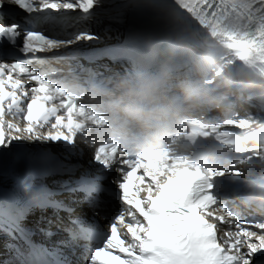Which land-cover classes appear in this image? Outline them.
I'll use <instances>...</instances> for the list:
<instances>
[{
	"label": "snow or ice",
	"instance_id": "1",
	"mask_svg": "<svg viewBox=\"0 0 264 264\" xmlns=\"http://www.w3.org/2000/svg\"><path fill=\"white\" fill-rule=\"evenodd\" d=\"M176 2L214 34L224 35L238 55H264V0ZM6 5L23 13L26 26L3 15ZM102 9L104 0H0V45H10L34 61L61 44L77 49L99 42L101 37L90 27L60 39L49 25L55 29L67 23L66 16L88 22ZM113 9L110 24L124 31L118 43L95 50L93 62H134L143 25L124 18L120 8ZM41 14H48L43 25ZM30 65L0 60V179L14 141L62 143L67 155L37 148L34 157L17 146V168L32 175L34 162L40 160L46 165L43 173L59 178L53 187L22 183L19 178L7 190L0 186V236L4 237L0 264H21L20 252L26 253L24 264H264V219L237 215L216 194V177L229 173H205L167 150L121 152L104 145L91 149L87 167L80 158L73 163V154L78 153L73 129L79 128L75 102L66 94L58 101L46 78L30 71ZM230 174L240 175L238 170ZM113 195L120 205L114 213ZM218 206L227 212V219L212 211ZM37 211L41 214L35 222L26 225L24 221ZM101 220L107 221L106 230ZM221 230L223 237L218 235ZM28 233L55 238V243L51 249L41 246L32 251L34 246L23 239ZM77 253L81 259H72Z\"/></svg>",
	"mask_w": 264,
	"mask_h": 264
},
{
	"label": "bare ground",
	"instance_id": "2",
	"mask_svg": "<svg viewBox=\"0 0 264 264\" xmlns=\"http://www.w3.org/2000/svg\"><path fill=\"white\" fill-rule=\"evenodd\" d=\"M120 0H104V9H108L109 6L113 5L115 2H119ZM109 17V16H108ZM123 17L125 18V15L123 14ZM85 27H90L91 30L101 33V40L99 42H104V41H111L114 39V37L117 35L118 31L116 30L119 25L112 23L110 24V20L108 22L105 21H96L94 24H84ZM111 27V31H107V29ZM223 57L219 58L217 53H211L209 55V60L211 62V65L215 67L216 74L218 78H222L224 81H226L229 77L228 70L233 67L235 61L232 57L225 56L224 54L222 55ZM225 65V67H224ZM229 91V90H228ZM227 96L230 97V100L233 102V106H231V111H233V118L237 119V123L241 122L242 118L248 119L249 117L254 119H258V121L263 120L264 121V116L261 115L260 112V107L246 99L244 95H237L236 93L234 94L233 91L232 93H229ZM203 104V101H200ZM220 100H212V105L211 107H208L207 109H204V111L208 114H213V108L214 106L218 105ZM221 103V102H220ZM236 115V116H235ZM243 123V121H242ZM26 144H32L33 145V150L29 151V154L33 155L34 157L37 156L35 152L37 151V148L39 149H45L48 151H51L54 149V144L49 143V142H38V143H28L26 141H14L13 142V154H10L6 156L3 160V172L4 176L2 179H0V186H2L5 190H7L13 182L19 178V180L23 183L28 180V174L20 169V170H15L12 167V162L13 159L15 158V151L17 150V146L22 145V147L19 148V151L26 146ZM57 151H59L58 148H55ZM85 155V152H84ZM250 156H247L243 161H240L236 163L237 167H242V170H244L247 166H249V169H245L244 173L246 175H252L253 171L259 173L264 171V161L261 157V152L258 150H254V152H250ZM119 203L117 204L116 209L119 207ZM213 212H215L216 215H219L217 209H212ZM41 213L37 211L36 213H33V217L29 216V221L27 222L28 224H31L32 222L34 223L36 218L40 215ZM51 214V213H47ZM262 214L264 215V209L262 211ZM217 222V221H215ZM2 236H0V241H2ZM0 251H2V248H0Z\"/></svg>",
	"mask_w": 264,
	"mask_h": 264
}]
</instances>
